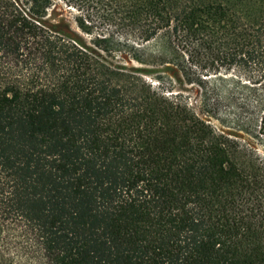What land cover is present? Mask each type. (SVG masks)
Segmentation results:
<instances>
[{
    "label": "trees",
    "instance_id": "trees-1",
    "mask_svg": "<svg viewBox=\"0 0 264 264\" xmlns=\"http://www.w3.org/2000/svg\"><path fill=\"white\" fill-rule=\"evenodd\" d=\"M0 264H264V0H0Z\"/></svg>",
    "mask_w": 264,
    "mask_h": 264
},
{
    "label": "rangeland",
    "instance_id": "rangeland-1",
    "mask_svg": "<svg viewBox=\"0 0 264 264\" xmlns=\"http://www.w3.org/2000/svg\"><path fill=\"white\" fill-rule=\"evenodd\" d=\"M145 48H148L145 50V53L147 55V58L149 57L148 55H154L157 53L158 47L154 43H148ZM148 60L150 61H145V62H139L136 60H132L130 65H134L137 67H141L144 69H148L149 71L146 73V77H148L150 80H153L158 84V78L165 84L169 85L170 81L173 82L174 88L173 90L175 92H183L189 97H191L192 101L195 103L196 99H198V93H196V88L197 86H192L188 85L185 83L183 78L181 77L180 79H176L174 76V71L172 69H167L165 68L166 65L163 63H160V61L154 60L152 58H149ZM168 65V64H167ZM258 119V117H257ZM255 123H258V121L255 119Z\"/></svg>",
    "mask_w": 264,
    "mask_h": 264
}]
</instances>
